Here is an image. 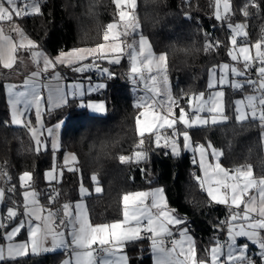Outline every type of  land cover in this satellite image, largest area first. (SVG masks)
Instances as JSON below:
<instances>
[{
	"label": "trees",
	"instance_id": "obj_1",
	"mask_svg": "<svg viewBox=\"0 0 264 264\" xmlns=\"http://www.w3.org/2000/svg\"><path fill=\"white\" fill-rule=\"evenodd\" d=\"M40 3L42 15L14 20L29 38L39 44L40 50L51 57L75 47H94L104 42L107 24L119 19V9L113 0H40ZM230 3L232 12L224 20H217L214 16L215 0H137L134 14L139 35L147 38L155 54L166 55L165 73L172 95L179 98V107L187 108L192 95L206 92L209 70L229 61L228 24L244 22L250 30L247 37L250 44L264 36V0H256L259 9L249 7L247 17L241 9L248 0H230ZM0 23L3 26L8 24ZM10 35L14 38L12 32ZM207 40L220 41L219 48L206 53L204 46ZM98 63L101 67L108 66L113 75L102 93L88 96L85 100H103L105 115L88 113L85 107L79 106L80 99L76 98L69 99L70 103L65 106L44 113L46 126L64 120L60 130V152L71 151L77 157L76 170L62 167L60 179L51 184L45 181L44 173L52 165V150L47 147V150L37 151L29 131L9 123L4 82L10 72L0 66V166H5L6 161V170L11 177L10 184L1 178L0 185L5 188L16 186L14 193L5 196L2 206L22 203L24 188L20 187L19 176L24 171L32 173V186L39 193L43 205L60 209L65 203L82 199L93 224L121 220L122 197L126 193L160 187L165 191L167 208L185 218L198 257H207L205 249L224 238L221 222L228 219L229 209L210 204L196 179L199 177L197 165L181 147L179 155H172L165 147H155L151 143L153 137L146 134L143 145L146 159L140 163L120 161L121 155L133 156L140 140L136 131L140 108L133 102L131 87L126 85L130 62L123 58L115 65H107L102 60ZM69 72L73 79L77 76L73 71ZM61 74L65 75L64 70ZM248 88L244 87L242 92L225 89L228 121L193 127L188 131L194 143L211 144L223 151L220 162L224 168L248 164L255 177H263L261 134L264 127L259 120L237 122L233 117V99L249 91ZM179 107L175 108L176 112ZM177 129L182 130L179 126ZM93 175L97 176L102 191L81 197L80 185L90 189L96 185L91 179ZM48 190L54 192L53 203H49ZM4 232L0 228V242ZM246 243L255 264H262L260 256L256 255L258 247ZM126 251L131 264H152L148 238L129 245ZM63 257L62 252H53L6 259L0 264H60Z\"/></svg>",
	"mask_w": 264,
	"mask_h": 264
},
{
	"label": "snow or ice",
	"instance_id": "obj_2",
	"mask_svg": "<svg viewBox=\"0 0 264 264\" xmlns=\"http://www.w3.org/2000/svg\"><path fill=\"white\" fill-rule=\"evenodd\" d=\"M113 3L119 9V21L108 23L106 30L103 34V41L97 43L94 47H75L69 51L60 52L55 58L48 56L37 42L30 39L23 28L15 23V18L23 19L31 15H42L40 0H23L21 6L18 0H0V22H8L10 31H14L19 38V42L15 41L11 35L5 33L3 23H0V65L4 69H13L17 63V53L23 49L30 54L33 63L36 65V70L32 71L23 81L24 85H32L33 90L31 93L27 92H14L15 99L9 102L12 105V125L23 124L32 136L37 151L42 141L38 138L39 134L43 132L41 124L40 105L42 96L36 91L37 82L42 80L46 73L51 72V78L59 80L60 72L57 71V65L68 67L71 71L76 73H83L95 69L101 73L109 76L113 75L108 68L100 67L98 61L107 60L109 64H119L121 62V55L124 52L123 36L129 35L127 31L131 28L134 33L137 24L134 10L137 7V0H113ZM221 0H216L217 11L215 18L217 20H224L230 14V0H223L225 16H221L219 5ZM255 7L259 9V4L256 0H248V3L241 9L242 14L247 17L249 15L248 8ZM125 8H130L132 11H125ZM124 23L125 31L120 32V23ZM232 36L230 43L233 48L238 47V53L232 55V60L240 63L241 57L243 59V66L241 68L231 67L224 64V69H229L230 73L236 77L247 76L250 69L255 66L257 78H248L244 83H233L231 86L243 89L244 84L252 88L253 93L259 92L260 95L255 94L245 97L248 101L246 105L247 111H242L237 107L236 120L245 121L249 119L259 120L261 127H264V36L261 40L254 45L248 44L240 45L237 37H247L246 24H229L228 25ZM116 41H120L117 43ZM220 41L207 40L204 46V51L210 52L213 48L218 49ZM128 56L131 62V78L133 83L138 81L143 83L145 95L141 96L136 104L137 108L144 109L141 113L143 117L151 115V121L147 119L141 120L137 117L136 124L140 140L134 155L119 157L122 163H140L146 159V152L143 149L145 143V135L148 134L153 137L151 143L155 147H170L172 155H179L178 145L179 140L177 137L183 138V149L192 148L194 151L199 152L200 168L205 172V180L196 177L200 183L202 190L204 189L205 182H207L206 191L215 203L223 205H231L232 208L229 212L230 221L228 227L229 242L227 244V252L224 251V245L218 241L210 249H205L210 253L207 257H198L196 245L193 238L188 235L186 228L180 232L182 241H172V247L166 249L164 240L172 236L171 226H180L184 224L182 217L170 214L166 210L167 203L165 191L163 188H156L152 192H129L123 195V219L117 220L112 223H96L90 222L87 214L81 211L83 205L77 203L75 206V215L69 212L70 205L65 203L63 205L64 215L69 216L70 219H54L57 213L51 209L47 210V215H42L45 206L39 204V193L32 186V173L24 171L20 175V187H25L27 181V189L22 192L23 196V212L21 213V205L14 204L8 207L6 213H0V228L5 230V239L10 241L7 245V255H5V248L0 246V260L10 259L16 260L28 255H39L42 253L55 252L61 248L71 247V253L61 261V264H131V259L126 249L129 245H134L139 241L148 238L151 240V247L157 253L155 264H255L252 255H249L248 243L242 245L237 244L236 237H245L251 244L256 245L259 255L264 264V178L259 180L253 178L251 166L237 167L236 169H226L220 162V157L224 155L222 150H218L211 144L205 146L204 144H196L187 129L193 127L205 126L209 123L207 118H202L200 113L205 111V105L211 101L204 100V94L200 93L199 96L191 97L189 103L199 99L200 103L192 108L191 112H187L183 107H179L177 101L178 97H174L170 91L168 77H163L162 87L158 83L157 75L160 71L166 68V55L161 54L156 57L147 38L140 35L138 47L134 42L128 45ZM252 47L255 48V55L251 54ZM115 54L114 59H109L110 56ZM153 67L156 68V73L153 74ZM147 72V75H145ZM223 83V74L219 81ZM11 87V86H10ZM99 88L104 85H98ZM213 87L209 83V88ZM29 95L31 99H28ZM76 93L73 92V96ZM82 96L83 93L81 92ZM217 97H222L223 92H217ZM48 100L51 102L53 97L50 95ZM23 103L25 108L29 104H34L36 107V123L41 124L38 130L32 126V121H24L23 112L17 107ZM70 101L65 93L57 90L55 97V105L57 108L69 104ZM237 105L243 103V100L237 101ZM97 112H105L106 105L104 102L90 103L87 105ZM179 107L178 113L174 111ZM209 113H212L211 124L216 125L222 121H218L217 114L221 113V106L217 102H213L211 107L207 108ZM223 120H227L223 116ZM8 125V122H4ZM184 126L183 131L177 130V125ZM161 129L170 130L167 135L160 133ZM49 135L52 134V129L47 130ZM163 138V145L161 140ZM55 148V145H53ZM211 148V155L216 159L214 165L208 164L206 166L204 157ZM45 150L46 147H45ZM165 154H168L167 152ZM75 162L77 157L74 153H68L65 157V163L68 159ZM5 166H0V178L4 179L6 184H10L11 177L9 176ZM211 168L212 172L209 174L208 169ZM70 171H75V168H69ZM62 175V171H61ZM49 181L54 179L53 171L49 170L46 173ZM92 181L96 184L95 191L101 192L99 187V180L96 175L92 176ZM215 185V187H213ZM255 190V194H250ZM16 186L11 185L8 188L0 187V202H3L8 193H14ZM81 194H88L87 190L81 186ZM247 196V199H245ZM150 203H146L148 198ZM49 203H53L55 197L49 195ZM242 208V211H241ZM155 210V211H153ZM27 216L32 223L29 224V239L22 243H14L13 238L20 233L25 221L20 220L17 223V218L20 215ZM222 224H228L229 221H222ZM15 224V226H12ZM71 225L70 242L66 239V233L61 231V228H66ZM146 224V226H145ZM34 225V226H33ZM239 225V227H235ZM10 229V230H9ZM147 232L149 235L145 237L143 234ZM177 246L179 250L177 251ZM102 254V255H101ZM99 257V259H98Z\"/></svg>",
	"mask_w": 264,
	"mask_h": 264
},
{
	"label": "rangeland",
	"instance_id": "obj_3",
	"mask_svg": "<svg viewBox=\"0 0 264 264\" xmlns=\"http://www.w3.org/2000/svg\"><path fill=\"white\" fill-rule=\"evenodd\" d=\"M18 2L20 3V5L22 6L23 5V0H18ZM230 13L232 12V5L230 3ZM125 11H132L130 8H125L124 9ZM219 10H220V14L221 16H225V12H224V5H223V0H221V3L219 5ZM216 11H217V5H216V0H215V10H214V16H216ZM134 14V13H133ZM135 15V14H134ZM228 16V15H227ZM119 21V19H118ZM136 24H137V28H136V31L133 33L131 28H128L127 31L130 33L129 35H126V36H123L122 39L124 41V52L123 54L121 55V60L123 58L127 59L129 62H130V59H129V56H128V52H129V47L128 45H132L134 42L136 43V46L138 47V42H139V38H140V35H139V26H138V23L137 21L135 20L134 21ZM124 23L126 22H121L120 23V28H119V31L120 32H123L125 31V28H124ZM244 24V22H236V23H230V24ZM229 25V24H228ZM4 30L6 32H12V35L14 36V40L19 42V38L17 37L16 33L14 31H10V26L9 24H7L6 26H4ZM229 28V27H228ZM230 30V29H229ZM232 36V32L230 31V36H229V48H228V58H229V62H226V63H222L221 65L218 66L217 68V72H218V76H219V81L221 79V75L223 74V83L221 84L219 81H218V84H219V87L218 88H214L213 90H207L206 92H202L204 94V100L205 101H209V98L211 97V101H209L208 104L205 105V111L204 112H201L200 115L202 118H207L209 120V123L207 125H212L211 124V116L213 115L212 113H209L207 111V108L208 107H211L212 106V103L213 102H217L220 104L221 106V113L222 114H217V119L218 121H222L220 123H224L226 121L229 120V117L227 115H225V105H224V94H225V89L229 88V89H237L235 87H232L231 85L233 83H244V81L246 79H248L249 77L246 76L245 77H236L234 75H232L229 71V69L231 67H237V68H241L243 66V59L241 57V60H240V63H237L235 61L232 60L231 56L229 55V53L231 52L232 55H236L238 53V47L237 48H233V46L231 45L230 43V38ZM31 39V38H30ZM240 45H243V44H248L249 46L251 45H254V44H250L247 42V37H243V36H239L237 37ZM117 43H119L120 41H116ZM69 51V50H67ZM255 48L252 47L251 49V54L254 56L255 55ZM154 54V53H153ZM58 55V54H57ZM57 55L55 56H52V58H55ZM161 55V54H160ZM159 56V55H157ZM17 63L14 65L13 69L15 72H11L12 69H9V74L7 76V79L5 80L4 82V92H5V98H6V103H7V106H8V112H9V123L11 124V116H12V105L10 104V100L11 99H15L14 95H12V93L14 92H27V93H31V91L33 90V86L32 85H24L23 81L24 79L34 70H36V65L33 63L31 57H30V54L21 49L18 53H17ZM51 57V56H50ZM115 58V54L110 56L109 59H114ZM104 62L107 63V65H115V64H109L107 62V60H102ZM224 64H228L229 65V69H224L223 68V65ZM99 66H101L99 64ZM108 68V66H103L102 68ZM130 68H131V62H130ZM130 68L128 70V72L126 73V76L127 77H130L131 78V71H130ZM11 70V71H10ZM62 70H64V73L65 75L64 76H67L66 78L67 79V83H68V91L69 93L73 92V91H76V93L78 95H80V93L82 92L83 95H90L91 93L93 92H97V94H99L100 92H103V90L105 89V86H106V83L109 81V79L111 78V76L107 75V74H104V73H101L99 71H97L95 69V67L93 68V70L91 71H86V72H83V73H76L74 72L77 76L73 79L72 75L70 76L71 72H69V70L71 69H68V67H63V66H59L57 65V71L60 72V74L62 73ZM94 71H97L99 73L100 76L102 77H105V79H102V80H92L90 78V74ZM210 72V71H209ZM46 74H49L51 75V72L49 73H46ZM45 74V75H46ZM153 74H157L156 73V68L154 67V71H153ZM209 74V73H208ZM145 75H147V73H145ZM166 75L165 73V69L160 71L159 74L157 75V79H158V83L164 87L163 85V77ZM167 76V75H166ZM132 79V78H131ZM252 79V78H251ZM72 81V82H71ZM168 82H169V85H170V81L168 79ZM70 83L72 85H70ZM95 84V85H94ZM140 86L141 88H134V87H131V95H132V99H133V102L135 104H137V102L139 101L140 97L141 96H144L145 95V89H144V85L143 83L140 82ZM98 85H104V87L102 88H99ZM11 86V87H10ZM96 86V87H94ZM41 84L40 82L38 81L37 82V86H36V91H38L40 93V95L42 96V102H41V105H40V112H41V124L43 126V132L42 134H39V130L41 128V124H37L36 123V107L34 104H29L27 106V108H25V105L23 103H21L20 105H18L17 107L20 109L21 112H23V115H24V121L27 122L28 120H31L32 121V126L36 127L37 130H38V138L42 141V143L39 145V151H44L45 150V147L47 149V147H49L51 150H52V165L49 169L45 170V173H44V178H45V181H48V182H52L54 180H58L59 177H60V174H61V171H62V167L66 168L69 170V168H75L76 169V161L73 162L71 161V159L69 158L68 159V163L66 164L65 163V157L68 153H73L71 151H62L60 152L61 150V143H60V130H61V127L63 126L64 124V120H60V121H57L51 125H48L46 126L44 124V121H43V116H44V113L46 112V110H49V108L47 107V94L44 90L41 89ZM72 87H74V89H72ZM208 89V88H207ZM239 90V89H238ZM249 91H246L243 95L241 96H238V97H235L233 99V112H234V120H236V115H237V112H236V109L237 107H240V109L242 111H247L246 109V105L248 104V101L245 99V97L249 96V95H257L259 96V93L256 92V93H253V90L251 89V87L248 88ZM170 91H171V86H170ZM217 92H223V96L222 97H217L216 96V93ZM171 94H172V91H171ZM200 93H197L195 94V96H199ZM82 95V96H83ZM94 95V94H93ZM194 95H192L191 97H193ZM28 99H31V96L29 95ZM191 99V98H190ZM91 100V99H89ZM240 100H243V103L240 104V105H237V101H240ZM190 101V100H189ZM97 102H103V100H93V101H83V102H80L79 103V106L81 107H85L88 111V113L90 114H94V115H105L106 111L105 112H97L95 110H93L92 108L88 107L87 105L90 104V103H97ZM200 103V100L197 99L195 101H193L191 104L188 103V107L187 108H184L187 112H191L192 108H195L198 104ZM144 111V109H141L140 108V111L139 113L141 114L142 112ZM175 111V109H174ZM179 111V110H178ZM176 112V111H175ZM178 113V112H177ZM223 116H226L227 117V120H223ZM141 120L143 121L144 119H147L149 122L151 121V115H149L148 117H143L142 115L140 116ZM249 119H251L250 115H249ZM246 121V120H245ZM237 122H240V121H237ZM220 123H217V124H220ZM12 125V124H11ZM14 127H24L23 124L21 125H12ZM177 126H179L180 128H182L181 131L185 130L184 129V126L182 124H178ZM200 127V126H199ZM25 129H27L26 127H24ZM48 129H52V134L49 135L48 133ZM28 130V129H27ZM189 130V129H187ZM136 131L138 133V129H137V124H136ZM166 130L165 129H161L160 130V133H163L165 132ZM139 134V133H138ZM32 138V136H31ZM179 138L178 140H180L179 142V145H178V150L180 152V147L183 151L185 152H188L190 155H191V159L193 161V163L196 164V158H195V155L198 156L199 152H196L194 151L192 148H189V149H183V138L182 136L181 137H177ZM32 142H33V145L35 147V149H37V145L35 144V141L33 140L32 138ZM164 141H163V138L161 140V144L163 145ZM198 144V143H196ZM53 145H55V148L53 147ZM208 145V144H207ZM205 145V146H207ZM167 149L168 151H170V147L168 148H165ZM209 150H212L211 148H209ZM171 152V151H170ZM134 155V154H133ZM130 157V156H129ZM49 170H52L53 171V175H54V179H52L51 181H49V178L46 176V173L49 171ZM22 175V174H21ZM20 177V176H19ZM20 181V180H19ZM32 182V181H31ZM27 181H25V187H24V190L27 189ZM81 186L83 185H80L79 186V193L81 194ZM97 185L93 186L91 189L90 188H87L85 186H83L84 189L87 190V193L88 194H85V195H89L90 193H98L95 191V188H96ZM1 187V185H0ZM158 188V187H157ZM160 188V187H159ZM81 202H83L84 204V200H80ZM6 210H7V207H4L3 208V212H2V206H1V202H0V213H6ZM22 220L21 218L18 217L17 219V223ZM229 223H231V221H229ZM12 226H15V224H13ZM23 229V227H22ZM21 229V230H22ZM10 230V229H9ZM28 232H29V229H28ZM19 234V233H18ZM17 234V235H18ZM228 250V249H227ZM99 259V258H98Z\"/></svg>",
	"mask_w": 264,
	"mask_h": 264
},
{
	"label": "crops",
	"instance_id": "obj_4",
	"mask_svg": "<svg viewBox=\"0 0 264 264\" xmlns=\"http://www.w3.org/2000/svg\"><path fill=\"white\" fill-rule=\"evenodd\" d=\"M15 18V17H14ZM5 33H7V34H9L10 35V32L8 31V32H6L5 31ZM149 42V41H148ZM248 42V41H247ZM153 52V51H152ZM154 53V52H153ZM154 55L156 56V57H158L157 55H160V54H155L154 53ZM229 62V61H228ZM1 67H2V65H0ZM3 68V67H2ZM217 68H218V66L217 67H214V68H211L209 71V74H208V78H207V88H208V90H213L214 88H218L219 87V84H218V81H219V76H218V72H217ZM6 70H9V69H6ZM153 71H154V67H153ZM12 73L13 72H15L14 70H12L11 71ZM94 73H96V74H99V73H97L96 71H94V72H92L91 74H90V78H92V75L94 74ZM145 73H147V72H145ZM247 76H248V74H247ZM247 76H246V78H247ZM50 77V78H49ZM60 77H62V79L60 78L58 81L57 80H55V79H52L51 78V75H49V74H46V75H44V77H43V79L42 80H40L39 82H40V84H41V89L42 90H44L45 92H46V94H47V107L49 108V110H53V109H56L57 107H56V105H55V97H56V92H57V90H59L60 92H62V93H65L66 94V96H67V98L68 99H73V98H76V99H80V101H79V103L80 102H83V101H93V100H85L88 96H93V94L94 95H96L97 94V92L95 91V92H93V93H91L90 95H88V96H86V95H83V96H81V95H78L77 93H76V91H73V92H75L76 93V95L75 96H73V92H71V93H69V91H68V83H67V78L66 77H64L62 74H60ZM249 77V76H248ZM250 78V77H249ZM128 79H130V77H128ZM72 82V81H71ZM212 83V85H213V87H211V88H209V83ZM70 85H72L71 83H70ZM95 85V84H94ZM248 87V85L247 84H244V87ZM94 87H96V86H94ZM72 89H74V87H72ZM236 90H238V88L236 89ZM100 93H102V92H100ZM99 93V94H100ZM52 96L53 97V100L50 102L49 100H48V98H49V96ZM60 108V107H59ZM49 110H46V111H49ZM141 116V114L139 113L138 115H137V117H140ZM248 120V119H247ZM201 127V126H200ZM178 130V129H177ZM170 131V130H169ZM164 135V134H163ZM177 139H179V138H177ZM261 142H262V146H263V153H264V131L262 132V134H261ZM211 151L212 150H209L208 149V152L206 153V155H205V157H204V161H205V164H206V166L208 165V164H212V165H214L215 163H216V159L211 155ZM195 158H196V165H197V167H198V172H199V177L201 178V180H205V172H204V170L203 169H201L200 168V160H201V157H200V154H198V156L197 155H195ZM192 160V159H191ZM193 162V161H192ZM243 166H250V165H248V164H244V165H242V166H239V167H243ZM237 168V167H236ZM236 168H230V169H236ZM208 172H209V174H211V172H212V169L211 168H209L208 169ZM60 176H61V174H60ZM253 178L254 179H257V180H259V179H261V178H264V176L263 177H255L254 175H253ZM59 179H60V177H59ZM58 179V180H59ZM0 180H1V178H0ZM58 180H54V181H52V182H48V181H46L47 183H53V182H57ZM27 186V185H26ZM207 182H205V185H204V189L205 190H203L204 191V193L206 194V196H207V199L209 200V202H211V203H213V204H215V205H220V206H223V207H226L227 209H229V211L231 210V208H232V206L229 204V205H223V204H217V203H215L213 200H211V198L209 197V195H208V193H207V191H206V188H207ZM213 187H215V185H213ZM26 188V187H25ZM157 187H153V188H150V189H146V190H141V191H137V192H152L154 189H156ZM159 188V187H158ZM24 191V190H23ZM100 193V192H99ZM95 194H98V193H95ZM250 194H255V190H252L251 192H250ZM81 195V197H85V196H87V195H82V194H80ZM150 197L148 198V200L146 201V203H150ZM245 199H247V196H245ZM82 200V199H81ZM23 203H24V201H23V196H22V203L20 204L21 205V208H20V211H21V213L23 212ZM77 203H80L81 205H83V207H82V209H81V211H83V212H85L86 214H87V211H86V206H85V202H84V204H83V202H81L80 200H78V201H75V202H73V203H70L69 205H70V208H69V212L70 213H72L73 215H75V206H76V204ZM39 204L40 205H43L41 202H40V200H39ZM1 206H2V202H1ZM43 206H45V205H43ZM8 207H12V206H7V208ZM3 206H2V212H3ZM48 209H51L52 211L54 210L53 208H51V207H48V206H45V210H44V212L42 213V215H47V210ZM63 212H64V209H63V207H61L60 208ZM166 210L167 211H169L170 212V214H174V215H176L174 212H172L171 210H169L168 208H166ZM153 211H155V210H153ZM241 211H242V208H241ZM178 216V215H177ZM179 217H181V216H179ZM19 218H21L23 221H25V223H24V226H23V229L20 231V233L18 234V235H16L14 238H13V241H11V242H14V243H22V242H24V241H27L28 239H29V232H28V229H29V224L30 223H32V221L31 220H29V218L27 217V216H24V215H20L19 216ZM68 218L70 219V217L68 216ZM183 218V217H182ZM18 219V218H17ZM123 219V218H122ZM121 219V220H122ZM183 220H184V222L186 223V220H185V218H183ZM227 221H230V216L228 217V219H227ZM185 223L184 224H182V225H180V226H175V225H173V226H171V231H172V233H173V235L172 236H169V237H167L165 240H164V247L166 248V249H168V248H171L172 247V241L173 240H176V241H182L184 238L183 237H181V235H180V232H181V230L182 229H184V228H186L187 229V231H188V228H187V226L185 225ZM228 224H230V223H228ZM34 226V225H33ZM145 226H146V224H145ZM235 227H239V225H236ZM61 231H64L65 233H66V239L70 242V240H71V235L69 234L70 232H71V225L69 224L68 226H67V229L66 230H64V229H62L61 228ZM146 233V236H148L149 234L147 233V232H145ZM188 235H190L192 238H193V236L189 233V231H188ZM17 237H19L18 239H17ZM229 239H230V237H229V233H227L226 234V236H225V243L224 244H221V241H219V243L221 244V245H224L225 247H224V251L225 252H227V244H228V242H229ZM193 240H194V238H193ZM222 240V239H221ZM236 241H237V244H239V245H242V244H244V243H246V242H249V241H247V238H245V237H236ZM245 241V242H244ZM149 242H150V254H151V259H152V264H155V262H156V258H157V253L152 249V247H151V240L149 239ZM10 243V241H8L7 239H5V232L3 233V235H2V241L0 242V246H2V247H4L5 248V255H7V251H6V249H7V245ZM194 243H195V241H194ZM249 243H251V242H249ZM256 246V245H255ZM212 247V246H211ZM210 247V248H211ZM209 248V249H210ZM179 250V246H177V251ZM259 250H257L256 252H258ZM55 252H62L63 254H64V257H63V259L62 260H64L71 252L70 251H68V248H61V249H58V250H56ZM49 253H53V252H49ZM42 254H44V253H42ZM210 253H208V255H209ZM102 255V254H101ZM99 258V257H98ZM6 260V259H5ZM0 261H3V260H0ZM60 264H61V262H60Z\"/></svg>",
	"mask_w": 264,
	"mask_h": 264
},
{
	"label": "built area",
	"instance_id": "obj_5",
	"mask_svg": "<svg viewBox=\"0 0 264 264\" xmlns=\"http://www.w3.org/2000/svg\"><path fill=\"white\" fill-rule=\"evenodd\" d=\"M245 24V23H244ZM247 32H248V36L247 37H249V35H250V30H249V28L247 27ZM248 76L250 77V78H252V79H256L257 78V74H256V72H255V66L252 68V69H250L249 70V72H248ZM50 78V77H49ZM61 79H62V77H61ZM92 80H102V78L100 77V75L99 74H96V73H94L93 75H92V78H91ZM126 85L127 86H129V87H134V88H141V84H140V82L138 81L137 83H133V80L130 78V79H127L126 80ZM249 87V86H248ZM252 89V88H251ZM244 90V87H243V89H239V91L240 92H242ZM259 93V92H258ZM259 95H260V93H259ZM168 132H169V130H166L165 132H164V135H167L168 134ZM244 168H246V166H243ZM48 193L50 194V195H52V196H54V192L52 191V190H48ZM210 204L211 205H213V206H216L215 204H213V203H211L210 202ZM53 212H55V213H57L58 215H57V217H55L54 219H60V218H62V219H64L65 221H68L69 220V218H68V216H65L64 215V212L61 210V209H54L53 210ZM223 221H227V219H224ZM221 225H222V227H223V229H224V238L221 240V244H224L225 243V236H226V234L228 233V227H229V224H222L221 223ZM68 226V225H67ZM62 229H64V230H66L67 229V227L66 228H62ZM145 237H147L146 236V233H144L143 234ZM68 251H72V249H71V247H69L68 248Z\"/></svg>",
	"mask_w": 264,
	"mask_h": 264
},
{
	"label": "water",
	"instance_id": "obj_6",
	"mask_svg": "<svg viewBox=\"0 0 264 264\" xmlns=\"http://www.w3.org/2000/svg\"><path fill=\"white\" fill-rule=\"evenodd\" d=\"M101 67V66H100Z\"/></svg>",
	"mask_w": 264,
	"mask_h": 264
}]
</instances>
